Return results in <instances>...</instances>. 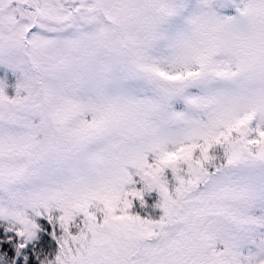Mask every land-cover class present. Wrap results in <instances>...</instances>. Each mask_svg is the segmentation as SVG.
<instances>
[{"label":"snow or ice","instance_id":"snow-or-ice-1","mask_svg":"<svg viewBox=\"0 0 264 264\" xmlns=\"http://www.w3.org/2000/svg\"><path fill=\"white\" fill-rule=\"evenodd\" d=\"M0 264H264V0H0Z\"/></svg>","mask_w":264,"mask_h":264}]
</instances>
